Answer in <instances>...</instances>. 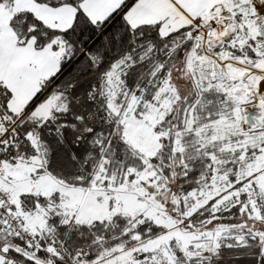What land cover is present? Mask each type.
<instances>
[{
  "label": "snow or ice",
  "instance_id": "1",
  "mask_svg": "<svg viewBox=\"0 0 264 264\" xmlns=\"http://www.w3.org/2000/svg\"><path fill=\"white\" fill-rule=\"evenodd\" d=\"M0 264H264V0H0Z\"/></svg>",
  "mask_w": 264,
  "mask_h": 264
}]
</instances>
